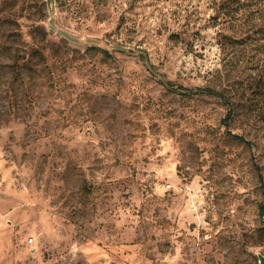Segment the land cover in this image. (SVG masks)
<instances>
[{"label": "rangeland", "instance_id": "1", "mask_svg": "<svg viewBox=\"0 0 264 264\" xmlns=\"http://www.w3.org/2000/svg\"><path fill=\"white\" fill-rule=\"evenodd\" d=\"M263 208L264 0H0V264H259Z\"/></svg>", "mask_w": 264, "mask_h": 264}, {"label": "trees", "instance_id": "2", "mask_svg": "<svg viewBox=\"0 0 264 264\" xmlns=\"http://www.w3.org/2000/svg\"><path fill=\"white\" fill-rule=\"evenodd\" d=\"M165 86L168 88V90H172V84L170 82H168L167 84H165ZM191 92H189L190 94ZM194 94L195 93H212L210 90H207V89H203V90H197L196 92H193ZM232 114L229 112L228 116H227V120H230ZM263 214H264V208H263Z\"/></svg>", "mask_w": 264, "mask_h": 264}, {"label": "water", "instance_id": "3", "mask_svg": "<svg viewBox=\"0 0 264 264\" xmlns=\"http://www.w3.org/2000/svg\"><path fill=\"white\" fill-rule=\"evenodd\" d=\"M258 259H259V264H264V256L259 255Z\"/></svg>", "mask_w": 264, "mask_h": 264}]
</instances>
